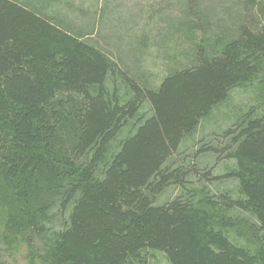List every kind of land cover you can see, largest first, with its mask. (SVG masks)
Wrapping results in <instances>:
<instances>
[{
    "label": "trees",
    "instance_id": "1",
    "mask_svg": "<svg viewBox=\"0 0 264 264\" xmlns=\"http://www.w3.org/2000/svg\"><path fill=\"white\" fill-rule=\"evenodd\" d=\"M179 1L190 63L152 86L89 41L96 29L47 13L49 0H0L1 237L32 253L49 238L47 264H150L148 251L264 264V0H225L216 23L202 0ZM253 86L257 107L185 153L214 108ZM214 154L234 161L223 177L200 164ZM201 177L234 179L241 197L211 194Z\"/></svg>",
    "mask_w": 264,
    "mask_h": 264
},
{
    "label": "rangeland",
    "instance_id": "2",
    "mask_svg": "<svg viewBox=\"0 0 264 264\" xmlns=\"http://www.w3.org/2000/svg\"><path fill=\"white\" fill-rule=\"evenodd\" d=\"M22 1L38 9H43L41 6L45 5L44 0ZM49 1L47 13H55L77 31L96 29L94 35L88 37L89 41L111 56L121 69L130 71L135 76L144 75L152 86H158L169 73L185 68L190 63L184 9L179 0ZM227 1L202 0L204 7H210L208 10L211 16L207 18L211 23L220 21L231 12L227 8L230 6ZM237 10L234 9L233 12L236 13ZM259 92L258 86L232 91L228 99L214 108L211 115L202 122L195 135L187 140L184 145L187 148L185 153L197 149L198 145L194 143L200 139H213V133L221 134L247 111L257 107L260 103ZM148 115L149 110L145 107L143 116ZM213 144L216 148L221 147L217 141ZM184 154L176 158L179 164ZM205 157L200 164L208 167L215 164L212 176L223 177L234 167L233 160L221 159L217 162L215 154ZM192 181L196 185L205 186L211 194L228 192L234 198L241 197L238 182L234 179L207 181L201 177L202 182H198L197 178H192ZM178 192L176 187L168 188L160 202L174 198ZM2 233L0 232V264H47L44 245L49 238L36 239V251L32 253L26 245L18 246L1 237ZM228 236L233 243L253 251L247 236L241 237L234 232L228 233ZM146 256L150 264H168L160 252L148 251Z\"/></svg>",
    "mask_w": 264,
    "mask_h": 264
}]
</instances>
